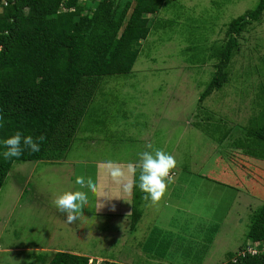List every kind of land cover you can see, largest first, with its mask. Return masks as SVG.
Segmentation results:
<instances>
[{
    "label": "rangeland",
    "instance_id": "1",
    "mask_svg": "<svg viewBox=\"0 0 264 264\" xmlns=\"http://www.w3.org/2000/svg\"><path fill=\"white\" fill-rule=\"evenodd\" d=\"M257 1L165 0L131 71L103 76L65 157L13 163L0 188V264H39L54 250L97 264L99 257L220 264L239 249L253 210L264 204V140L254 133L264 121V12L241 32L226 82L199 96L213 72L208 49ZM153 149L175 157V182L157 204L147 201L149 209L141 201L131 232L132 198L108 166L126 170ZM79 175L91 177L97 191L88 192L84 212L69 224L53 201L87 192L75 184ZM155 220L164 223L150 244Z\"/></svg>",
    "mask_w": 264,
    "mask_h": 264
},
{
    "label": "trees",
    "instance_id": "2",
    "mask_svg": "<svg viewBox=\"0 0 264 264\" xmlns=\"http://www.w3.org/2000/svg\"><path fill=\"white\" fill-rule=\"evenodd\" d=\"M164 2L0 0V141L18 130L25 136L46 137L37 153L25 150L10 160L0 156V188L16 161L65 157L103 76L131 71ZM263 12L264 0H258L254 8L227 24L221 42L210 46L213 72L199 102L226 82V68L239 49L241 32L248 24L260 22ZM254 133L264 140V121ZM4 150L0 145V152ZM141 193L133 191L131 231L141 215ZM89 258L55 251L37 260L39 264H88ZM98 264L124 263L102 259ZM220 264H264V204L252 212L246 241Z\"/></svg>",
    "mask_w": 264,
    "mask_h": 264
},
{
    "label": "clouds",
    "instance_id": "3",
    "mask_svg": "<svg viewBox=\"0 0 264 264\" xmlns=\"http://www.w3.org/2000/svg\"><path fill=\"white\" fill-rule=\"evenodd\" d=\"M0 126H3L2 117H0ZM45 139L46 137L43 135L25 136L18 130L7 139L0 141V145L5 149L0 152V156H3L5 160H10L21 157L25 150L29 153H37ZM148 148L151 149L152 145H148ZM139 157V163H129L126 170L118 164L110 163L108 166L110 175L114 181L122 184L123 191L128 195H131L133 189L138 187L145 194L144 200H150L152 204H157L164 197L168 185L175 182L172 171L177 166L176 159L162 149L144 151L139 154ZM137 170H139L138 184L134 179ZM75 184L80 189L88 191H67L58 195L53 201L57 210L66 217L65 222L69 224L75 223L84 212L85 206L88 204V192L95 193L97 191L96 184L91 177L86 178L79 175L75 179ZM113 210H115L114 206Z\"/></svg>",
    "mask_w": 264,
    "mask_h": 264
},
{
    "label": "crops",
    "instance_id": "4",
    "mask_svg": "<svg viewBox=\"0 0 264 264\" xmlns=\"http://www.w3.org/2000/svg\"><path fill=\"white\" fill-rule=\"evenodd\" d=\"M130 197L132 198L133 197V192H132V194L130 195ZM144 204H145V206L142 208L143 209V211L144 210H146V209H149L146 205L148 204V202L146 201V200H144ZM165 203H166V205H168L167 203V201H164ZM131 205H132V200H131V204L129 205V210H130V208H131ZM128 206V205H127ZM147 207V208H146ZM146 208V209H145ZM190 212V211H189ZM120 216H121V214L122 215H124V213H127V211L125 210H123V213L122 212H117ZM128 215V214H127ZM170 217H172V214L170 215ZM189 218V217H188ZM160 222L163 224L164 222L162 221V220H155L154 221V223H153V225H152V230H155L156 232H158L157 231V228H158V226L160 225ZM155 224H157V225H155ZM179 225V224H178ZM173 227H174V225H172ZM151 227V226H150ZM134 231H135V229H134ZM131 232H133V230L131 231ZM159 236V232L158 233H148V237L146 238V241L147 240H149L150 241V244H152L153 243V241H155L157 238H159L158 237ZM149 238V239H148ZM39 249H41V248H39ZM6 250H23V249H21V248H14V247H11V248H7ZM55 251H63V250H54V252ZM72 253H74V252H72ZM87 256V255H86ZM88 257H90V258H93L92 256H88ZM98 259H101L102 260V258H98ZM104 259V258H103ZM105 259H107V258H105ZM108 260H114V259H108ZM114 261H116V260H114ZM118 262H121V263H124V264H128V262L126 261V260H119Z\"/></svg>",
    "mask_w": 264,
    "mask_h": 264
},
{
    "label": "built area",
    "instance_id": "5",
    "mask_svg": "<svg viewBox=\"0 0 264 264\" xmlns=\"http://www.w3.org/2000/svg\"><path fill=\"white\" fill-rule=\"evenodd\" d=\"M5 3V2H4ZM249 250L251 249V248H248ZM253 252H255V249H251ZM92 263V259L91 258H89V260H88V264H91ZM95 264H97V262L95 263Z\"/></svg>",
    "mask_w": 264,
    "mask_h": 264
}]
</instances>
